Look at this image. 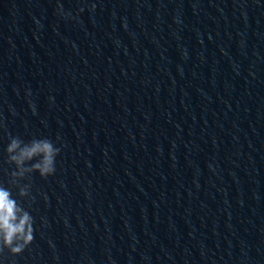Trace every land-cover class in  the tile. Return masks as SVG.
I'll list each match as a JSON object with an SVG mask.
<instances>
[{
	"label": "water",
	"instance_id": "95a60500",
	"mask_svg": "<svg viewBox=\"0 0 264 264\" xmlns=\"http://www.w3.org/2000/svg\"><path fill=\"white\" fill-rule=\"evenodd\" d=\"M0 183L36 222L0 264H264V0H0Z\"/></svg>",
	"mask_w": 264,
	"mask_h": 264
},
{
	"label": "clouds",
	"instance_id": "9594fccd",
	"mask_svg": "<svg viewBox=\"0 0 264 264\" xmlns=\"http://www.w3.org/2000/svg\"><path fill=\"white\" fill-rule=\"evenodd\" d=\"M93 9L95 5H92ZM83 11V9H81ZM6 153L17 171L13 173L19 180L26 174L37 172L43 178L56 172L60 148L47 138L24 143L13 138L6 147ZM36 161L35 163H32ZM0 183V254L7 249L12 256L22 254L35 239V218L24 206L22 200L29 195L27 187Z\"/></svg>",
	"mask_w": 264,
	"mask_h": 264
}]
</instances>
